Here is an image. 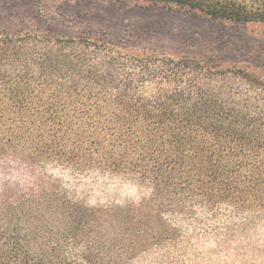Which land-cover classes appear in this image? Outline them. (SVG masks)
Wrapping results in <instances>:
<instances>
[{
	"label": "trees",
	"instance_id": "16d2710c",
	"mask_svg": "<svg viewBox=\"0 0 264 264\" xmlns=\"http://www.w3.org/2000/svg\"><path fill=\"white\" fill-rule=\"evenodd\" d=\"M109 1L264 23V0ZM0 172L21 176L0 179V264H200L264 221V78L0 29ZM85 179L139 197L93 206Z\"/></svg>",
	"mask_w": 264,
	"mask_h": 264
},
{
	"label": "rangeland",
	"instance_id": "374dc122",
	"mask_svg": "<svg viewBox=\"0 0 264 264\" xmlns=\"http://www.w3.org/2000/svg\"><path fill=\"white\" fill-rule=\"evenodd\" d=\"M0 29L85 36L126 53L198 60L208 66L245 69L264 78V23L212 20L184 8L109 0H0ZM20 177L16 172H0V179ZM76 184L93 206L106 204L110 198L124 202L139 197V190L130 185H107L94 179ZM204 242L200 264H264V221L220 245L215 240ZM156 257L151 255L138 264H156Z\"/></svg>",
	"mask_w": 264,
	"mask_h": 264
}]
</instances>
